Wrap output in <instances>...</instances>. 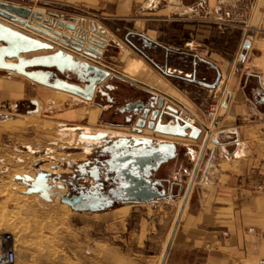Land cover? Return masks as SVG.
I'll return each mask as SVG.
<instances>
[{"label":"crops","instance_id":"0c3cea01","mask_svg":"<svg viewBox=\"0 0 264 264\" xmlns=\"http://www.w3.org/2000/svg\"><path fill=\"white\" fill-rule=\"evenodd\" d=\"M2 1L38 5L34 10L69 22L96 17L109 41L102 64L166 94L179 93L181 103L207 126L212 124L206 113L209 103L229 98V110L212 135L221 144L211 139L207 146L165 264H260L264 260V0ZM190 42L200 48L189 50ZM201 50H207L206 55H200ZM218 75L221 81L213 89L188 81L196 78L213 84ZM111 81L115 89L104 88L107 95L98 94L108 103L110 98L128 104L149 93L118 78ZM1 91L11 98L24 95L18 86L6 85ZM122 109L118 116L126 115ZM91 112L76 113L89 120ZM102 131L106 130L98 133ZM144 131L142 136L155 143L177 145V158L156 175L176 196L149 204H122L129 207L128 221L136 220L134 227L129 224V242L138 253H151L154 262L165 250L205 133L194 141ZM121 133L141 138L132 131Z\"/></svg>","mask_w":264,"mask_h":264},{"label":"rangeland","instance_id":"374dc122","mask_svg":"<svg viewBox=\"0 0 264 264\" xmlns=\"http://www.w3.org/2000/svg\"><path fill=\"white\" fill-rule=\"evenodd\" d=\"M37 7L34 5L31 9ZM70 81L78 83L76 77ZM6 85L22 88L24 95L6 97L1 91ZM170 92L168 95L175 100H183L179 93ZM32 101L41 102H38V113L29 112L35 110ZM82 102L67 95L63 97L55 89L33 84L23 76L0 73V237L9 234L13 238L17 264H158L159 257L153 262L149 257L151 253H138L129 242V224L134 227L136 220L132 217L133 220L128 221L122 204L117 203L101 212H75L60 201V195L70 189L68 184L75 181L73 176L81 178L77 166L100 152L98 147L92 146L89 156L82 154L84 144L80 137L83 132L68 127L87 126L92 135L106 129L131 133V130H116L127 125V115H117L127 103L116 100L108 103L99 96L90 105ZM198 102L194 103L198 105ZM186 104L194 107L190 102ZM104 105L108 106L107 110H98ZM211 106L212 102L206 107L208 117ZM85 110L88 113L99 111L96 120L92 122L90 115L87 116L89 120L81 119L85 115L80 118L76 113ZM209 127L213 129L212 125ZM16 171L21 172L14 174ZM43 171L50 174L49 185L56 194L51 201L43 200L39 194L26 195L27 186L25 188L15 179L23 173L35 178ZM86 181V185L93 182L89 177ZM79 183L84 182L80 180ZM58 184L63 188L59 189ZM171 209L169 206L168 211ZM172 217L168 228L172 225Z\"/></svg>","mask_w":264,"mask_h":264},{"label":"water","instance_id":"95a60500","mask_svg":"<svg viewBox=\"0 0 264 264\" xmlns=\"http://www.w3.org/2000/svg\"><path fill=\"white\" fill-rule=\"evenodd\" d=\"M33 21L39 25V28L31 26ZM15 24L26 25L35 31L27 30L28 34L23 33L20 31L22 29ZM50 25L74 29L71 24H66L56 16L45 17V14L36 13L31 8L0 0V71L16 73L36 84L67 92L87 102H93L98 94L107 95L103 91L104 88L114 90L115 87L109 84L114 78L138 85L149 91L148 95H143L136 101L128 103L122 109V112L127 115V125L121 127H129L131 124L132 132L141 138L106 139L108 135L105 133L81 134L83 139L102 141L103 144H98L96 147L105 158L96 160L99 166H92L93 171L90 172H87V167L91 161L77 166L76 171L81 173V178L73 176L75 181L68 184L70 189L65 195H60V201L67 204L73 211L101 212L112 208L117 203L123 205L149 204L173 199L176 195L168 192L156 175L164 164L177 158V145L175 143H155L149 138L142 137L144 130L148 129L155 134L169 137L189 138L194 141H198L205 133L162 258L161 264H165L207 146L211 139L215 145H220V139L212 138L211 130L199 118H197L196 124L186 122L178 116V110L168 103V101L173 102L186 112L191 113L181 102L99 62L97 48L83 51V57L91 59L92 64L75 60L71 54L63 51V45H69L68 37L61 35ZM38 33L49 37L50 40L47 39L46 42L38 40L36 37H41ZM145 44H150V42L145 39ZM54 46L60 49L53 52ZM77 49L80 51V48ZM101 49L105 50L106 47L102 46ZM39 51H49L50 53L30 58L25 57V55ZM70 74L76 77L78 83L70 81ZM188 81L213 89L219 85L221 75L217 76L213 84L198 81L196 78ZM109 101L113 102L110 98ZM31 104L35 106V110H29V112H37L38 102L32 101ZM101 173L104 175V182H110L112 185L108 190L104 188ZM49 177V173L40 172L35 178L29 175H17L15 179L22 181L27 186L26 194H39L43 200L51 201L56 194L51 192ZM87 177L93 181L89 185H86ZM52 180L56 183L55 178ZM80 180H83L84 183L80 184ZM58 188L61 189L63 186L58 184Z\"/></svg>","mask_w":264,"mask_h":264},{"label":"built area","instance_id":"2783aa9c","mask_svg":"<svg viewBox=\"0 0 264 264\" xmlns=\"http://www.w3.org/2000/svg\"><path fill=\"white\" fill-rule=\"evenodd\" d=\"M9 3V2H8ZM14 5H18L15 3H12ZM60 19V18H58ZM62 20V19H60ZM66 24H71L74 29H68L66 26L59 27L55 25H50L54 28V30H58L61 35L68 37V43L69 45H63L64 49L63 51L71 54L73 57H76L77 59L89 62L92 64V62L88 59H86L83 54V51L87 50L90 51L91 48H97L100 49L104 39L101 38L100 32L103 34L104 30L102 29V24L99 22V20L94 16H88V17H79L76 18L74 21L69 22L67 20H64ZM20 30L23 33H27L26 28H21ZM39 34V33H38ZM41 37H36L38 40L42 42H46L47 39L50 40L49 37L39 34ZM187 47L191 51H197L200 46L194 42L187 43ZM80 48V51L77 49ZM55 51L59 50L60 48L57 46H54ZM207 50H201L200 55L204 56L206 55ZM230 107V100L227 96L219 99L215 103L212 104L210 109L208 110V115L212 119V126L213 129H216V125L219 122V118L221 117L222 113H225L229 110ZM178 116L183 118L186 122H189L191 124L197 123V116L186 112L183 108L178 107ZM210 125V126H211ZM208 128L211 130L212 135L216 133L211 129V127L208 126ZM0 264H17V252L15 248V243H13V238L11 235H3L0 237ZM260 264H264V260L260 262Z\"/></svg>","mask_w":264,"mask_h":264},{"label":"bare ground","instance_id":"6f19581e","mask_svg":"<svg viewBox=\"0 0 264 264\" xmlns=\"http://www.w3.org/2000/svg\"><path fill=\"white\" fill-rule=\"evenodd\" d=\"M34 12H36V13H41V14H45V13H43V12H40V11H37V10H34V9H32ZM45 17H48V15H46L45 14ZM63 21H64V19H62ZM27 23H29V21H27ZM30 24V23H29ZM16 26H19L20 28H26V29H28V30H31V31H35V30H33V29H30V28H28L26 25H19V24H15ZM31 26H33L34 28H39V25L35 22V21H33L32 23H31ZM11 28H14V27H12V26H10ZM15 29H17L16 27H15ZM104 33H105V31H104ZM104 33L102 34L101 33V38L102 39H104V41H102L103 42V44H102V46H105V47H107V45H108V40H107V37L104 35ZM101 46V47H102ZM99 51L97 52V55L99 56V62H100V59H101V56L103 55V53H104V51L105 50H102L101 48L100 49H98ZM56 51H58V50H56ZM47 53H49V52H35V53H32V54H29V55H25V57H27V58H30V57H34V56H40V55H42V54H47ZM74 59L75 60H79V59H77L76 57H74ZM80 61V60H79ZM89 63V62H88ZM91 64V63H90ZM2 72H5V71H2ZM9 74H16V73H9ZM16 75H18V74H16ZM20 76V75H19ZM29 80V79H28ZM31 81V80H30ZM32 82V81H31ZM34 83V82H33ZM57 91H60V90H57ZM62 93H59V94H61V96H66V95H69L70 97H72L74 100H77L78 102H82V100L83 99H81V98H79V97H77V96H75V95H72V94H69V93H67V92H63V91H61ZM83 101H85V100H83ZM95 101V100H94ZM93 101V102H94ZM87 102V101H86ZM101 108H103L104 109V107L102 106ZM99 110V109H98ZM39 112V104H38V111L36 112V113H38ZM98 113H99V111H97V112H91L90 113V118H91V120L92 121H95L96 120V118H97V115H98ZM74 128H76V129H80V130H83V133H85V134H88V132H89V130L88 129H86L85 127L83 128V127H80V126H77V127H73L72 129H74ZM121 128H127V127H121ZM129 129V128H128ZM130 129H131V127H130ZM148 130V129H147ZM131 131H132V129H131ZM149 131V130H148ZM103 133H105V134H107L108 135V137L106 138V139H117L116 137H119V136H124V135H122V133L121 132H116V131H110V130H107L106 129V131H102ZM149 132H152V131H149ZM144 133H145V131H144ZM88 135H92V134H88ZM143 137V136H142ZM81 138V137H80ZM119 138H122V137H119ZM81 143H83L84 144V146H83V153L82 154H90V153H92L93 151V149H92V146H97L98 144H103L102 143V141H92V140H87V139H83V138H81ZM160 143V142H159ZM87 156H89V155H87ZM84 157V156H83ZM70 160V159H69ZM73 161H74V159H73ZM46 168V167H45ZM21 169V168H20ZM22 169H24V168H22ZM43 169V168H42ZM47 169V168H46ZM20 172L21 171H16V173H14V174H20ZM44 172V171H43ZM23 175H25V173H23ZM23 175H20V176H23ZM28 175V174H27ZM31 175H33V174H31ZM32 177H34V176H32ZM14 178V177H13ZM24 186H25V188H26V185L22 182V181H20ZM20 188H22L21 189V191L23 190V187L21 186ZM53 190V189H52ZM54 191V190H53ZM25 192H26V190H25ZM24 192V193H25ZM52 192V191H51ZM27 195V194H26ZM13 200H16V198L15 199H13ZM16 202V201H15ZM182 204V203H181ZM181 204H180V207H181ZM66 208V207H65ZM128 209H129V207L127 206V207H123L122 208V212L123 213H127L128 212ZM180 209V208H179ZM178 212H179V210H178ZM178 215V214H177ZM176 220V219H175ZM174 224H175V222H174ZM174 224H173V226H174ZM172 229H173V227L171 228V231H170V233H169V236H168V239H167V243H166V247H167V244H168V241H169V238H170V236H171V232H172ZM166 247H165V250H166ZM165 250H164V252H165ZM164 252L162 253V255H161V258H160V260H159V262H158V264H161V262H162V258H163V255H164Z\"/></svg>","mask_w":264,"mask_h":264},{"label":"flooded vegetation","instance_id":"af4514ba","mask_svg":"<svg viewBox=\"0 0 264 264\" xmlns=\"http://www.w3.org/2000/svg\"><path fill=\"white\" fill-rule=\"evenodd\" d=\"M70 79H72L73 76L72 74L69 75ZM121 137H124V136H121ZM104 156L101 152H98V154L96 155V157L92 158L90 161H91V164L87 167V172L89 171H93L91 169L92 166H99V164H97V161L96 160H104ZM100 170L102 171V169L100 168ZM81 174V173H80ZM102 174V173H101ZM102 181L104 183V188L105 190H108L109 188L112 187V185L110 184V182H104V175L102 174ZM72 194H74V192H72Z\"/></svg>","mask_w":264,"mask_h":264}]
</instances>
